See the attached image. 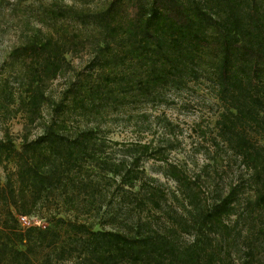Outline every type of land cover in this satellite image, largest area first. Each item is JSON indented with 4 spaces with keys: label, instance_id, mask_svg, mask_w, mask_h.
<instances>
[{
    "label": "trees",
    "instance_id": "obj_1",
    "mask_svg": "<svg viewBox=\"0 0 264 264\" xmlns=\"http://www.w3.org/2000/svg\"><path fill=\"white\" fill-rule=\"evenodd\" d=\"M72 2L44 6L38 21L48 31L28 34L3 64L0 116L22 114L25 133L20 147L9 133L0 139V264H220L234 255L219 238L227 220L264 209V0ZM80 53L89 55L85 70L50 101V83ZM199 82L223 107L213 147L247 173L212 197L169 159L180 145L174 122L146 109ZM122 114L163 139L112 140L103 125ZM151 159L175 189L147 174ZM51 204L73 216L21 225ZM246 254L243 264H254L255 250Z\"/></svg>",
    "mask_w": 264,
    "mask_h": 264
},
{
    "label": "rangeland",
    "instance_id": "obj_2",
    "mask_svg": "<svg viewBox=\"0 0 264 264\" xmlns=\"http://www.w3.org/2000/svg\"><path fill=\"white\" fill-rule=\"evenodd\" d=\"M53 3L73 4L72 0H0V78L7 73L3 69V64L10 51L28 34L39 32L37 29L42 27L38 21L40 12L44 6ZM42 28V32L48 31L47 28ZM68 59L73 68L50 83L48 90L50 101L58 100L62 96L63 90L75 77V73L85 70L90 60L87 53L69 54ZM174 100L172 104L146 108L154 116H166L176 125L171 138L178 139L180 145L169 154V159L182 165L190 175L199 176V184L208 197L215 196L216 190L222 186L242 183L247 177L244 166L231 153L217 151L212 145L217 132L216 120L223 107L210 85L207 82L191 83L190 87L178 93ZM50 113L51 106L47 104L44 115L48 118ZM135 121L136 119H130L128 115L122 114L107 119L103 128L108 137L120 142L153 140L156 143L163 139L162 129L154 128L152 131L139 132ZM41 132L40 127H34L32 136L35 137ZM6 133L10 134L17 147L21 146L25 133V118L22 114L10 119L0 116V139ZM162 165V162L151 159L145 162L144 167L148 175L159 178L167 188L175 189L176 183L162 174ZM9 166L14 168L13 163H9ZM5 181L6 172L0 166V183L4 184ZM249 196L251 195L247 197ZM160 214L161 212L158 213L156 222L162 225L163 221L159 217L163 215ZM33 215L39 224H47L54 216L71 217L73 213L66 212L61 205L51 204ZM227 223L230 225L229 233L224 232L219 238H227L229 241L227 246L234 255H226L220 264H243L246 259H250L246 254L249 249L255 250L254 264H264V209L253 206L245 210L243 215H233ZM192 239V236L185 235L182 241L189 242ZM60 264L74 263L65 261Z\"/></svg>",
    "mask_w": 264,
    "mask_h": 264
},
{
    "label": "built area",
    "instance_id": "obj_3",
    "mask_svg": "<svg viewBox=\"0 0 264 264\" xmlns=\"http://www.w3.org/2000/svg\"><path fill=\"white\" fill-rule=\"evenodd\" d=\"M20 223L23 227H29L35 224H39L37 221H35L34 217H30V216H20ZM42 225V224H41ZM43 227H45V225H43Z\"/></svg>",
    "mask_w": 264,
    "mask_h": 264
}]
</instances>
